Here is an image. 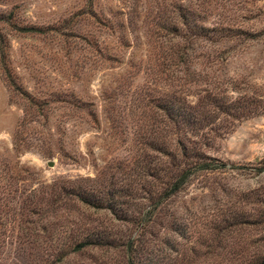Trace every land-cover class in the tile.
Listing matches in <instances>:
<instances>
[{
	"label": "rangeland",
	"instance_id": "obj_1",
	"mask_svg": "<svg viewBox=\"0 0 264 264\" xmlns=\"http://www.w3.org/2000/svg\"><path fill=\"white\" fill-rule=\"evenodd\" d=\"M0 11H13L17 25L38 29L0 28L7 33L10 72L28 97L0 73V163L17 159L46 182L79 177L100 191L144 184L150 178L142 169L155 157L146 141L162 125V113L149 99L184 72L222 82L221 87L236 80L238 91L264 108V0H0ZM213 23L238 29L237 37L227 31V39L216 42L211 32L194 36V26ZM175 50L184 64L175 65L170 56ZM44 98L46 105L33 104ZM13 134L28 141L16 158ZM206 151L226 168L194 179L161 204L160 221L148 223L151 232L144 235L150 253L136 254L140 264H161L154 260L174 250L202 264L228 255L225 249L204 250L216 242L213 235L238 246L259 234L238 229L229 237L224 220L230 212H252L249 201L264 183V170L256 172L264 156V112L215 137ZM244 192H250L248 202L242 200ZM50 220L57 222L49 235L35 223V229L28 225L36 236L23 238L14 229L10 237L37 244L33 264H128L119 247L101 244L60 261L55 255L75 232L73 221L82 233L100 232L109 239L133 234L134 224L118 220L109 209L75 203Z\"/></svg>",
	"mask_w": 264,
	"mask_h": 264
},
{
	"label": "trees",
	"instance_id": "obj_2",
	"mask_svg": "<svg viewBox=\"0 0 264 264\" xmlns=\"http://www.w3.org/2000/svg\"><path fill=\"white\" fill-rule=\"evenodd\" d=\"M4 24L12 27L11 30L15 33L38 30L33 26L17 25L13 11H0V28ZM170 28L174 30V27ZM192 30L194 36H205L204 32H211L210 38L213 42L227 39L228 35L223 33L225 31L232 32L230 35L236 37L239 32L238 29L221 27L216 23L210 27L197 25ZM170 56L175 65L185 63L183 54L176 50L172 51ZM216 56L212 55V61ZM109 57L101 55L102 60ZM0 73L14 90L28 99L10 72L7 33L1 29ZM204 78L205 76L202 77L196 72H184L178 78H172V84L165 90L150 97L151 107L162 113V125L158 135L152 134L146 141L154 156L157 157L158 154L159 157L155 160L152 156L154 160L150 162V159L144 165L142 170L150 178L144 182L145 185L134 187L127 184L125 188L111 185L100 191L84 185V179L79 177H56L46 182L38 178L35 170L20 165L17 159L10 165L0 163V264H33L32 260L39 256L37 244L11 240L13 230L19 229V235L23 238L30 236V233L36 236L38 232H29L28 225L34 227L36 223L39 226L36 229L45 230L49 235L57 222L51 221V216L57 215L61 210L64 212L69 207L73 209L75 203L109 209L118 220L134 224V233L109 239L100 232L82 233L79 230V222L73 221L75 232L70 235L68 243L62 244L58 251L55 250L57 260L80 252L87 246L101 244L119 247L127 255L128 264H140L136 254H144L146 257V254L150 253V249L145 248L147 243L144 235L151 232V225L148 223H156L158 219L160 221L161 204L194 179H203L212 171L226 168L225 163L206 151L208 144L215 137L226 135L242 119L264 112V108L258 105L253 97L238 91L236 80H228L227 84L221 87L222 82ZM170 86L173 88H169ZM44 99L33 104L36 107L40 104L46 105L48 102ZM28 102L32 103L30 99ZM27 142L23 138L18 139L16 134L12 135L11 149L15 158L28 145ZM259 163L257 173L264 170V156ZM249 193L244 192L241 195L244 202H248ZM252 198L249 202L254 206L253 211L244 209L239 214L230 212V216L224 220L225 229L229 237H235L238 229L245 234L251 233L253 229L259 234L250 240L245 239L238 246L226 245L222 243L221 235H213L217 239L216 242L207 244L204 250L216 253L218 249H225L228 255L203 261L202 264H264V183L256 188ZM136 204L140 206L130 209L131 205ZM58 217L67 218L61 213ZM63 222H58L59 229ZM235 225L239 227L236 228ZM238 251L241 255L237 257L234 254ZM182 260L186 264H193L189 257H184L178 250H174L173 255L163 252L154 261L162 262L161 264H183Z\"/></svg>",
	"mask_w": 264,
	"mask_h": 264
},
{
	"label": "water",
	"instance_id": "obj_3",
	"mask_svg": "<svg viewBox=\"0 0 264 264\" xmlns=\"http://www.w3.org/2000/svg\"><path fill=\"white\" fill-rule=\"evenodd\" d=\"M47 165L51 166L52 165V161H48Z\"/></svg>",
	"mask_w": 264,
	"mask_h": 264
}]
</instances>
